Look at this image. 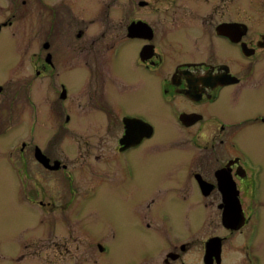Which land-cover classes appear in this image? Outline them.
I'll return each mask as SVG.
<instances>
[{
  "label": "flooded vegetation",
  "instance_id": "1",
  "mask_svg": "<svg viewBox=\"0 0 264 264\" xmlns=\"http://www.w3.org/2000/svg\"><path fill=\"white\" fill-rule=\"evenodd\" d=\"M0 36V177L43 228L0 264H264V0H0Z\"/></svg>",
  "mask_w": 264,
  "mask_h": 264
},
{
  "label": "rangeland",
  "instance_id": "2",
  "mask_svg": "<svg viewBox=\"0 0 264 264\" xmlns=\"http://www.w3.org/2000/svg\"><path fill=\"white\" fill-rule=\"evenodd\" d=\"M3 39L4 36H0V80H3L5 76H7V74H9L13 69H15L13 66L9 65L12 64L15 60H18L17 52H14V50L12 51L6 45L3 46ZM11 78L18 79V72L12 71ZM46 95L48 97L47 99H44V105H49L51 100V93L44 92L43 96ZM33 101L35 102V98H33ZM38 108V102L35 104V106L32 105L30 101L28 102V119L30 120V123L27 126V136L24 138H26V140L29 142L33 140L32 136L36 134L39 128H43V126H35L34 123V111H36ZM38 111L40 113V109H38ZM37 124L41 125L39 123ZM20 131L21 130L16 129L13 130L12 133L16 132L18 135ZM48 133L51 135L53 134V131H49ZM49 134L47 135L49 136ZM15 142L16 140L12 141V143ZM0 174H5V170L2 167L0 168ZM17 190H19L18 182H11L5 179V176L0 177V243L3 249L16 248V245H19L22 241L34 236V234L38 230L43 229L41 226L36 225L32 217L28 216L27 210L24 205L21 206V210L20 208H18V205H15V203L13 202L15 201L13 200V193ZM94 207H99L103 210H106L100 202L97 206ZM98 221H100L99 217H93L92 222ZM105 259V262H108L109 260L114 262L119 261L120 257L117 254H113L109 257L106 256Z\"/></svg>",
  "mask_w": 264,
  "mask_h": 264
},
{
  "label": "water",
  "instance_id": "3",
  "mask_svg": "<svg viewBox=\"0 0 264 264\" xmlns=\"http://www.w3.org/2000/svg\"><path fill=\"white\" fill-rule=\"evenodd\" d=\"M224 220H225V222H228V220H229V216H228V215H225V216H224Z\"/></svg>",
  "mask_w": 264,
  "mask_h": 264
}]
</instances>
